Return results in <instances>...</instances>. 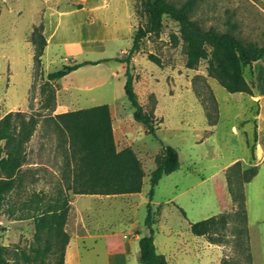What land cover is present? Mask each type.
I'll return each instance as SVG.
<instances>
[{"label": "rangeland", "instance_id": "rangeland-1", "mask_svg": "<svg viewBox=\"0 0 264 264\" xmlns=\"http://www.w3.org/2000/svg\"><path fill=\"white\" fill-rule=\"evenodd\" d=\"M128 1L133 30L145 27L143 0ZM166 1L179 6L186 0ZM70 2L0 0V115L19 112L38 120L26 147L23 185L10 194L8 204L0 209V246L7 248V264L21 262L20 250H26L32 242V220L17 219L19 207L37 193L44 197L42 203H51L59 185L63 155L51 117L65 110L103 104L110 106L115 124L119 125L113 134L117 150L131 147L143 166V185L140 193L131 195H71L64 227L69 237L65 263L139 264L136 248L122 262L116 256L120 249L111 242L147 234L143 222L149 174L163 145L176 150L179 168L162 176L153 191L154 242L158 252L168 258L169 264H213L220 252L207 247V241L220 249L221 260L249 264L242 219L236 214V204L230 196L228 199L222 168L235 159H241L242 168L253 167L251 145L257 103L244 93L227 92L208 75L205 60L187 69L178 24L166 16L160 31L147 34L130 61L123 63V69L118 68L117 77L111 76L110 68L96 63L75 70L60 79L59 85L57 81L47 82V73L65 64V53L58 49L53 54L48 49L42 64L35 68L32 28L39 26L45 9L64 10L71 6ZM192 19L203 29L228 31L264 47V0H194ZM104 46L111 53L126 49L122 56L126 59L131 40ZM150 55L158 63L151 62ZM99 56L90 54L86 60ZM126 67L139 103L156 119L155 135L147 134L132 117L133 110L123 91ZM252 72L245 69L244 78L260 90L264 84V59L255 63ZM49 89L54 96L59 89L60 108L55 100H49ZM2 146L0 155L4 154ZM8 207L13 209L12 216L5 210ZM220 214L228 215V222L215 234L209 238L191 234V223ZM187 243L197 246L195 254L183 253Z\"/></svg>", "mask_w": 264, "mask_h": 264}, {"label": "trees", "instance_id": "trees-1", "mask_svg": "<svg viewBox=\"0 0 264 264\" xmlns=\"http://www.w3.org/2000/svg\"><path fill=\"white\" fill-rule=\"evenodd\" d=\"M147 16L145 27L132 28L131 47L126 59H116L128 63L139 49L141 40L150 33L159 32L164 16L178 24L179 37L184 46L185 67L193 69L200 61H207L208 75L229 93H244L252 96V85L244 78V70L252 72V64L264 59V47L254 42L244 41L228 31L219 32L213 28L203 29L192 19L194 0H186L179 6L166 0H143ZM80 5L78 6V8ZM235 28V25H232ZM30 41L34 45V65L38 68L46 45L42 22L32 28ZM151 62L158 63L153 57ZM82 62L63 65L47 74V82L57 81L84 65ZM123 91L132 110L135 122L143 125L147 134L155 135L158 129L156 119L144 111L133 88V79L126 67ZM49 100H55L50 89ZM59 135L63 162L59 185L51 203H42L44 197L38 193L19 207L20 217L31 219L33 223L32 242L26 250H20L18 264H64V252L69 237L65 231L69 211V197L82 195L121 196L141 192L143 166L131 147L117 150L109 106L98 105L86 109L66 111L51 117ZM38 120L32 115L8 112L0 115V144L4 154L0 155V209L8 204L9 196L23 185V166L27 162L26 147ZM253 152V146L251 147ZM179 168L178 154L170 146H161L155 157V168L149 174L148 203L144 227L147 234L138 239L139 264H168L154 245V225L151 200L154 188L162 176ZM257 168H242L239 161L230 165L225 172V181L232 203L236 204L237 215L243 223V237L246 252L251 263L246 227L244 185L256 174ZM12 216L13 209H5ZM228 222V215L220 214L191 223L192 235L209 238ZM7 248L0 246V264H7ZM220 264L230 263L222 259Z\"/></svg>", "mask_w": 264, "mask_h": 264}, {"label": "crops", "instance_id": "crops-1", "mask_svg": "<svg viewBox=\"0 0 264 264\" xmlns=\"http://www.w3.org/2000/svg\"><path fill=\"white\" fill-rule=\"evenodd\" d=\"M70 1L71 6L67 9L60 10L48 7L43 11L41 22L43 25V36L45 38L46 45L41 56V64L42 58L45 56L48 49H51L53 54H55L58 49H62L65 53V56L62 58V61L65 64H62V66L74 65L82 62H95L107 66L106 68H110L111 76L117 77L118 68L123 69V63L116 61V59H122V52H126V49L119 48L116 52H113L115 53L113 54L111 51H108L104 45L105 43H117L123 40H131L132 24L129 1ZM79 5L80 7L78 8ZM97 44H101V46L97 47ZM97 53L101 56H99L96 60H86L87 55ZM256 62L252 64V71ZM111 64H115V66L113 67ZM84 66L79 68H83ZM246 82L249 83L248 81ZM56 84H60L59 80H57ZM255 87H252V96H249V99L252 102L257 103L258 107L254 116V136L253 143L251 145V147L253 146V152H251L252 160L250 166L256 167L257 172L254 177L244 185V198L251 264H264V84L260 90H256L257 87ZM63 90L67 91L68 89L65 87ZM59 92V89H57L55 93L57 109L60 108L58 98ZM109 109L114 134L115 128L118 129L119 125L115 124L110 106ZM66 111L68 110H65L64 112ZM236 161H241V159H235L222 168L224 179L227 167ZM225 187L227 190L226 181ZM227 196L229 199L228 193ZM140 237L141 235L137 234L136 236H131L125 242H111L115 247L120 249L116 256H120L122 262H125L126 258L135 248L138 254V239ZM204 244L207 247H213L220 252V256L213 261V264H220V249L211 245L207 241ZM184 246L185 248H183V253L185 255L191 253L195 254L194 252H196L197 246H195L194 243L193 246L192 243L184 244ZM155 249L158 254H161L158 252L156 245ZM163 256L166 258L165 255ZM65 260L66 258L64 259V264H66ZM166 260L168 262V258H166Z\"/></svg>", "mask_w": 264, "mask_h": 264}, {"label": "built area", "instance_id": "built-area-1", "mask_svg": "<svg viewBox=\"0 0 264 264\" xmlns=\"http://www.w3.org/2000/svg\"><path fill=\"white\" fill-rule=\"evenodd\" d=\"M122 54L124 55V54H126V52H125V51H123V52H122Z\"/></svg>", "mask_w": 264, "mask_h": 264}, {"label": "bare ground", "instance_id": "bare-ground-1", "mask_svg": "<svg viewBox=\"0 0 264 264\" xmlns=\"http://www.w3.org/2000/svg\"><path fill=\"white\" fill-rule=\"evenodd\" d=\"M69 260V259H68ZM69 263V262H68ZM67 264V263H66Z\"/></svg>", "mask_w": 264, "mask_h": 264}]
</instances>
